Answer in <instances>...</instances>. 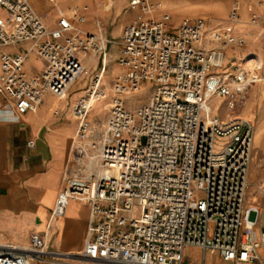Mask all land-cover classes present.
Here are the masks:
<instances>
[{
  "label": "built area",
  "instance_id": "obj_1",
  "mask_svg": "<svg viewBox=\"0 0 264 264\" xmlns=\"http://www.w3.org/2000/svg\"><path fill=\"white\" fill-rule=\"evenodd\" d=\"M130 8L140 13L122 31L120 74L108 91L110 42L83 29V8L50 28L30 0H0V111L8 119L35 113L48 95L64 100L85 74L87 54L101 61L73 108L76 140L52 212L63 217L70 201L90 206L89 236L74 264H190L187 250L202 253L198 264L260 262L259 197L248 206L255 125L239 117L260 77L224 71L238 4L225 27L200 19L171 28L153 0H130ZM33 59L43 64L38 72L27 69ZM148 89V102L129 108L127 99ZM108 95V117L93 128L91 107ZM215 99L225 101L226 119L213 114ZM259 191L264 196V182ZM47 255L40 234L26 247L0 246V264Z\"/></svg>",
  "mask_w": 264,
  "mask_h": 264
},
{
  "label": "crops",
  "instance_id": "obj_2",
  "mask_svg": "<svg viewBox=\"0 0 264 264\" xmlns=\"http://www.w3.org/2000/svg\"><path fill=\"white\" fill-rule=\"evenodd\" d=\"M230 2L233 5L229 13L227 12V22L236 3L239 6V20L233 31V42L224 47V69L227 73L233 72L245 58H249L244 64L245 68L251 65L257 72L259 71L261 74L259 83H263L264 0H227V3ZM31 4L50 27L42 8L36 7L32 2ZM139 13L138 10L137 15L130 17L121 31ZM162 14L168 13L159 8L156 17ZM169 16L171 18V15ZM83 27L86 31L85 25ZM86 32L98 35L96 32ZM104 37L110 42V52L114 44H119L118 59L121 35L118 38L119 42H116L115 38L110 39L107 32ZM26 47L27 45H23L7 51L16 52ZM100 62L99 60L94 71L98 69ZM27 69L30 72L34 71L30 65ZM51 100L52 96L48 95L45 103ZM3 103L0 98V106ZM51 103L54 104L55 101ZM253 104V100L250 99L242 115L250 116L257 126L264 127V86H261L259 91V109L251 113ZM54 108L56 107L45 109L43 106L35 113L22 116L17 121L8 119L7 114L0 111V246L26 247L32 234H40L47 243L48 255L35 264H74L78 261V256L89 236L91 209L87 203L70 201L63 217H53L57 197L63 189L66 166L71 158L70 140L78 126L77 120L72 116L63 121L51 116L49 111ZM35 118L37 120L31 123L29 128L23 123L24 120L32 122ZM254 147L256 155L264 147V143H260L256 135ZM259 256L260 262L255 264H264L263 249L259 250Z\"/></svg>",
  "mask_w": 264,
  "mask_h": 264
},
{
  "label": "rangeland",
  "instance_id": "obj_3",
  "mask_svg": "<svg viewBox=\"0 0 264 264\" xmlns=\"http://www.w3.org/2000/svg\"><path fill=\"white\" fill-rule=\"evenodd\" d=\"M36 7H41L45 12V16L49 21L51 28L55 26L57 20L68 14L69 10L73 6H80L83 8L85 13V29L86 31L96 32L98 36L103 37L107 32V36L110 39L115 38L116 42H119V37L122 33V26L127 22V20L133 15L138 14V9L130 8V0H30ZM157 5H160V8L171 15V26L176 28L184 20L196 21L198 19H204L211 23L212 26H222L225 27L227 22V12L231 6L232 2L227 3V0H153ZM58 4H57V3ZM130 20V19H129ZM128 20V21H129ZM84 28V27H83ZM101 34V35H100ZM108 41V40H107ZM119 44L113 45V50L110 52L108 45V57H107V68L102 82L103 87L108 91L111 89L112 82L116 76L120 74V69L117 65L116 59L118 55ZM3 50H1L2 54ZM249 58H245L244 62L239 65L240 69H245L244 64L248 62ZM99 62V57L94 56L93 54H87L85 57V63L87 64V69L82 78L72 87L69 94L63 101L52 97L50 102L45 103V100L39 106V108L45 106V109L49 107H56L53 110L49 111L51 116L60 118L62 121L67 117L73 116V108L76 105L77 101L80 98V95H84L85 89L89 87L92 79V74L95 67ZM226 65V64H225ZM250 65V63H249ZM31 68L34 71H40L43 67V64L33 59L31 62ZM101 66H98V68ZM227 68V65H226ZM251 69V65L247 67ZM227 72V70H224ZM257 74L261 78V74L258 71ZM85 83L84 88H79L80 84ZM261 86H264L263 83H257L251 87L249 92V100L252 99L254 104L251 108V113L253 111L257 112L259 109L258 96ZM152 93V90L148 89L140 93L139 95L131 96L127 99L129 103V108L135 109L138 107V104L147 103L149 97ZM111 96L108 95L106 99L101 100L96 104L95 107L90 110L87 121L93 126V128H101L108 117L109 108L104 110V106L110 103ZM55 103H51V102ZM225 101L220 99H215L213 101V114L218 115L222 119H226L227 112L225 110ZM58 112L59 114L55 115L54 113ZM250 117V116H249ZM250 119V118H249ZM35 118L31 121H23V123L29 128L31 123L35 122ZM256 128V138L260 143H264V127L257 126V123L253 120ZM69 124V123H67ZM258 129V130H257ZM76 140V131L70 140V147L73 148V142ZM250 188L248 192V206H254L253 201L255 197H259L257 200L260 211H259V220L260 226L264 229V196L260 194V185L264 182V147L260 149L258 155L255 153V147L253 152V160L250 168ZM254 196V197H253ZM252 201V202H251ZM202 259V253L196 250H187L186 252V261L190 264H198ZM209 260H211L209 258ZM212 264H224L221 260L216 257H213Z\"/></svg>",
  "mask_w": 264,
  "mask_h": 264
},
{
  "label": "bare ground",
  "instance_id": "obj_4",
  "mask_svg": "<svg viewBox=\"0 0 264 264\" xmlns=\"http://www.w3.org/2000/svg\"><path fill=\"white\" fill-rule=\"evenodd\" d=\"M56 3H57V2H56ZM57 4H58V3H57ZM245 69H246V70H251V69H247V68H245ZM252 70H255V68H252ZM80 79H81V78H80ZM85 83H86V82L80 84V87H79V88H82V89H83L84 86H85ZM82 97H83V96H81L80 98H82ZM248 103H249V100H248V102H247V106H246L245 109H243L242 111H245V110L247 109V107H248ZM96 104H97V103H94V104L92 105L91 109L94 108V107H95V109H96V108H97V107H96ZM103 108H104V110H105V109L107 110V109L109 108V104H106ZM239 117H241V118H247V119L250 118V117L245 116V115H242V114H240ZM250 119H251V118H250ZM257 130H258V129H257ZM255 132H256V128H255ZM254 139H255V135H254ZM253 197H254V196H253ZM251 202H252V201H251ZM253 202H254V201H253Z\"/></svg>",
  "mask_w": 264,
  "mask_h": 264
}]
</instances>
